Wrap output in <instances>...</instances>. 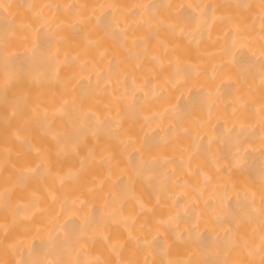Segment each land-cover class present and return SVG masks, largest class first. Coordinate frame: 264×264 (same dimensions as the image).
I'll return each instance as SVG.
<instances>
[{
	"label": "bare ground",
	"instance_id": "obj_1",
	"mask_svg": "<svg viewBox=\"0 0 264 264\" xmlns=\"http://www.w3.org/2000/svg\"><path fill=\"white\" fill-rule=\"evenodd\" d=\"M0 264H264V0H0Z\"/></svg>",
	"mask_w": 264,
	"mask_h": 264
}]
</instances>
